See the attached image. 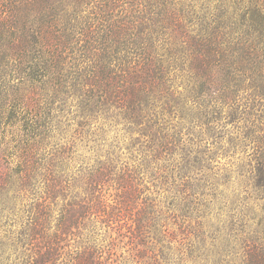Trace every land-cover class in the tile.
Returning <instances> with one entry per match:
<instances>
[{
  "label": "rangeland",
  "instance_id": "1",
  "mask_svg": "<svg viewBox=\"0 0 264 264\" xmlns=\"http://www.w3.org/2000/svg\"><path fill=\"white\" fill-rule=\"evenodd\" d=\"M41 1L40 7L35 4L38 11L34 7L24 9L27 31L35 34L44 30L53 14L73 34L79 27L89 28L90 35L91 27L100 26L102 30L103 25L113 26V21L123 26L126 19L122 9L111 12L103 7V0ZM143 1L158 14L157 24L167 28L159 40L170 38L171 43L179 44L177 48L183 53L177 58L182 59H187L184 56L187 51L182 47H187V39L201 34L198 30L224 27V32L233 34L247 12L256 7L264 9V0ZM10 16L2 15L0 29V264L62 263L57 256L58 238L64 233L70 238L69 251H80L74 256L80 259L77 264H156L152 260L156 255L159 264H251L250 251L264 252V174L251 167L254 153L251 145L229 144L234 133L249 130L244 126L238 129L239 124L221 128L224 151L229 150V154L226 158L215 157L210 165L196 163V155L188 152L193 141H198L200 154L203 159L206 157L204 143L194 137L198 127L187 120V64H179L185 71L173 67V74L160 79L162 82L153 94L141 97L143 103L154 98L156 104H170L180 110L181 125L177 124L179 114H176L174 126L187 140L184 148L187 213L185 210L179 213L187 215V233L184 235L170 226L171 233L163 237L165 242L158 244L151 240L154 245L147 246L140 238L138 213L134 212L133 184L120 179L119 187L108 179L109 172L103 168L110 170L109 165L114 163L113 170L121 173L125 167L144 163L150 126L141 125L136 112L134 115L126 112L127 108L120 109L123 104H119L117 96L100 93L96 97L97 88L88 86L91 80L82 74L90 70L92 62L89 60L87 65L81 61L85 54L79 55L80 52L68 59L66 77L61 79L60 87L56 85L54 90L51 87L50 92L23 80L17 71L25 61L17 58L19 51ZM116 31L120 39L124 32ZM203 35L204 39L208 36ZM76 38L86 44L85 37L76 35ZM212 72L208 76L214 81L202 87L204 92L219 88L218 76ZM188 87L193 85L190 83ZM126 96L132 99L129 94ZM259 120H264V110ZM27 122L36 128L25 131ZM31 130H34L32 137L35 132L43 134L36 138L34 156L24 150L25 143L31 141ZM206 132L204 140L209 138ZM63 158L64 165H60L63 178L57 176V181L47 183L45 178L33 174L45 168L37 163L44 164L50 159L60 163ZM101 163H105L99 170L102 174L90 172L91 166ZM31 171L35 180L29 176ZM38 174L42 176V169ZM64 174L73 180L72 187H64ZM125 177L126 173H121V178ZM99 184L103 185L100 189ZM116 188L123 189L119 192ZM98 190L96 201L89 204L88 199ZM101 201L111 204L106 214L101 212ZM170 203L167 200L164 206ZM70 231L73 233L69 235Z\"/></svg>",
  "mask_w": 264,
  "mask_h": 264
},
{
  "label": "trees",
  "instance_id": "2",
  "mask_svg": "<svg viewBox=\"0 0 264 264\" xmlns=\"http://www.w3.org/2000/svg\"><path fill=\"white\" fill-rule=\"evenodd\" d=\"M42 2L41 0H0V29L2 15H11L16 37L15 47L19 51L17 58L25 61L21 63L17 71L18 75L31 85L39 84L42 86V91L50 92L55 89L54 86L60 87L58 84L64 76L66 77L68 59L80 52L79 55L85 54V59L80 57L81 61L84 60L87 65L90 63L89 60L92 62L90 70L82 74L83 77L91 80L89 84L86 81L84 83L97 88L96 97L100 93H105L106 96L114 95L115 98L117 96L119 104H123L120 109L127 108L126 112L134 115L136 112L142 120L141 125L146 123L151 128L145 145L147 150L145 162L135 163L131 168L125 167L121 171L126 173L125 179L121 178L120 172L113 170L114 163L109 165L111 172L106 166L103 168L109 172L108 179L111 178L110 181L117 183L119 187L122 186L121 180L133 184V202L136 206L134 212L135 215L138 213L139 234L145 245H154L151 240L158 244L165 242L163 237L171 233L170 226L184 235L187 233V215L179 214L184 210L187 213V150L184 152L187 140H184L182 132L174 126L173 120L176 114H179L177 124L181 125L178 123L182 119L180 110L173 109L170 104H156L157 100L154 98L146 100L145 103L142 102L144 99H141L142 95L153 94L152 91L162 82L159 80L173 74L171 71L173 67H181L177 71H185L183 65L187 64V120L198 127L199 131L194 137L200 140L201 144L204 143L203 153L206 155L203 159L200 154V143L193 141L188 152L196 155L195 162L202 161L210 165L215 157H228L229 150L224 151V135L221 131L226 125L239 124L238 129L245 127L249 131L234 133L229 144L247 145L246 147L251 145L254 151L251 167L264 174V120H259L264 110V9L256 7L247 12L242 17L239 29L233 34L224 32V27L198 30L201 34L192 40L187 39V47H182L187 51L184 53L187 59H182L177 58L178 54L183 53L177 48L179 44L171 43L170 38H166L163 42L159 40L160 34H164L167 28L157 24L155 15L158 14L153 12L154 9L150 5L145 6L143 0H103L105 5L103 7L109 8L111 12L117 9L124 11L126 15L124 25L121 26V22L113 21V26H109L110 23L103 25L102 30L100 26H96L95 29L91 27L90 35L89 28L79 27L73 34L72 29L62 26L56 14L50 15V21L46 22L41 33L27 31L28 20L24 9L26 7L37 9L35 4L40 7ZM106 10L102 11L106 12ZM107 27L108 31L105 30ZM116 30L124 32L120 39ZM203 34L208 36L204 39ZM76 35L85 37L86 41H81L86 44L79 42L80 39L76 38ZM182 63L183 65L179 66ZM25 65L26 68H21ZM79 70L81 71L82 67ZM209 72L218 76L219 88H215L214 92L211 89L204 92L202 89L209 81H214L212 78L209 79ZM190 83L193 87H188ZM128 94L132 99L126 96ZM30 120L34 122L33 119ZM32 127L33 125L27 122L25 131ZM30 132L31 141L25 143L24 150L34 156L37 150L36 138L42 137L43 134L35 132V136L32 137L34 130ZM191 132H194V128ZM205 132L209 137L207 140L203 138ZM216 147H219L220 151L217 152ZM173 154L175 156H171ZM37 165L45 166L41 168L42 176L38 174L41 169L33 171V174L45 178L47 183L57 181L58 177L63 178L60 165H64V158L60 163L50 159L44 164L37 163ZM103 165L105 163L99 166L93 165L89 170L99 172ZM99 173L102 174L101 171ZM31 175L32 171L29 176L35 180V176ZM64 175V187H72L73 180L68 178V175ZM99 185L98 189L103 186ZM122 189L116 188L119 192ZM99 194L98 190L92 195V199H88V203L94 204ZM167 200L171 203L169 206H164ZM101 202L103 205L101 212L106 214L111 204ZM71 233L73 232L70 231L69 235ZM68 239L70 238L67 233L58 238L62 247L59 242L60 249L57 256L62 263L54 262V264H77L80 261L79 258L74 257L79 254V249L70 252ZM249 254H252L248 256L253 260L251 264H264L263 251L256 253L250 251ZM257 256L261 258L254 261ZM152 260L159 264L157 255Z\"/></svg>",
  "mask_w": 264,
  "mask_h": 264
}]
</instances>
